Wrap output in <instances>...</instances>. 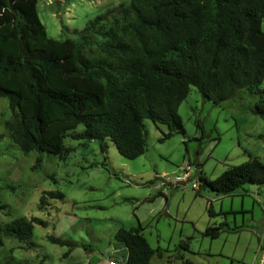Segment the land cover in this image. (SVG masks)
Instances as JSON below:
<instances>
[{"label": "trees", "instance_id": "obj_1", "mask_svg": "<svg viewBox=\"0 0 264 264\" xmlns=\"http://www.w3.org/2000/svg\"><path fill=\"white\" fill-rule=\"evenodd\" d=\"M37 2L0 0V97L14 113L10 137L23 152L67 154L73 149L64 144L68 136L95 139L106 152L109 138L122 156L136 158L146 150L144 119L168 126L160 141L184 133L178 109L190 86L215 104L244 89L257 96L251 111L264 117V0H130L122 23H109L106 10L75 40L48 36ZM196 172L201 186L221 194L264 184V161L255 156L213 179ZM43 194L41 203L46 196L63 198L60 191ZM208 211L216 214L211 204ZM34 224L46 222L20 216L0 223V247L4 238L30 239ZM232 230L220 222L203 234L214 239ZM114 239L126 249L125 264H149L159 251L139 227L121 226ZM0 264L31 263L7 256Z\"/></svg>", "mask_w": 264, "mask_h": 264}, {"label": "rangeland", "instance_id": "obj_2", "mask_svg": "<svg viewBox=\"0 0 264 264\" xmlns=\"http://www.w3.org/2000/svg\"><path fill=\"white\" fill-rule=\"evenodd\" d=\"M129 1L38 0L37 11L48 36L75 40L89 20L106 10H111L109 23H122L121 10ZM89 47L96 51L93 43ZM256 100L255 94L240 89L215 104L190 86L178 109L184 133L174 132L160 141L168 126L144 119L146 150L126 158L109 138L102 152L95 139L69 136L64 144L73 149L67 154L25 153L10 137L15 116L7 98L0 97V223L20 216L46 222L34 224L26 241L4 238L0 258L13 256L31 264H125V248L114 239L122 226L139 227L153 248L165 251L186 252L182 243L190 238L186 256L197 264H241V255L251 263L253 245L258 237L264 239V184L247 183L221 194L201 186L196 171L213 179L251 156L264 161V117L251 111ZM38 157L39 165L32 169ZM186 173L183 184L176 181ZM44 191H60L63 198L46 196L41 203ZM209 204L216 214L210 215ZM220 222L237 230L214 239L203 234L207 225ZM48 236L78 245L68 249ZM222 246L227 258L190 254L208 248L216 252ZM261 260L264 264V257Z\"/></svg>", "mask_w": 264, "mask_h": 264}, {"label": "crops", "instance_id": "obj_3", "mask_svg": "<svg viewBox=\"0 0 264 264\" xmlns=\"http://www.w3.org/2000/svg\"><path fill=\"white\" fill-rule=\"evenodd\" d=\"M222 233L219 234L216 238H219ZM123 245V244H122ZM187 249H185L186 252L182 253V251H170L169 249L162 250L160 246H157L156 249H158V254H155L149 264H171V263H178V264H197L198 262L196 260H193V258H190L186 256V253H189L190 246L188 244ZM125 248V247H124ZM175 249V248H174ZM205 250L203 252L198 251L197 253L191 252L190 254L196 255V256H205V257H213L217 256L218 258H227V254H225L222 250L224 249V246H222L221 250H218L216 252H212L211 250ZM264 249V239L261 241L260 237L257 238V245H253L252 251H254V258L251 259V263L245 262V259L243 258V255H241V260L237 259L238 262L241 261V264H260L261 258L258 259V252L261 254V250ZM117 250V248H115ZM166 255V256H165ZM260 257V255H259ZM126 258V249H125V254L122 255L121 260L125 262ZM229 258V256H228ZM195 259V258H194ZM230 262H233L234 259L230 257ZM196 261V262H195ZM117 262V261H116ZM119 264V262H117Z\"/></svg>", "mask_w": 264, "mask_h": 264}, {"label": "built area", "instance_id": "obj_4", "mask_svg": "<svg viewBox=\"0 0 264 264\" xmlns=\"http://www.w3.org/2000/svg\"><path fill=\"white\" fill-rule=\"evenodd\" d=\"M187 176H188V173H186L185 175H183V177L177 175V176L175 177V179H176V181L181 182L182 179H183L184 177H187ZM192 185H193L194 188H197V184H196V183H193ZM260 255H261V259H262V257H264V249L261 250V254H260ZM261 259H260V262H259L260 264H261V262H262ZM110 264H117V262H116V261H110Z\"/></svg>", "mask_w": 264, "mask_h": 264}, {"label": "water", "instance_id": "obj_5", "mask_svg": "<svg viewBox=\"0 0 264 264\" xmlns=\"http://www.w3.org/2000/svg\"><path fill=\"white\" fill-rule=\"evenodd\" d=\"M179 183L183 184V183H184V181H181V182H179Z\"/></svg>", "mask_w": 264, "mask_h": 264}]
</instances>
